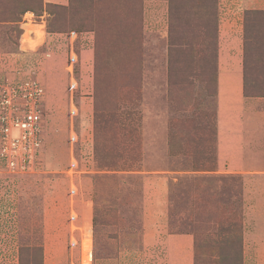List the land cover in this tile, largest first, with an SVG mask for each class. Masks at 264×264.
I'll use <instances>...</instances> for the list:
<instances>
[{
  "label": "rangeland",
  "instance_id": "1",
  "mask_svg": "<svg viewBox=\"0 0 264 264\" xmlns=\"http://www.w3.org/2000/svg\"><path fill=\"white\" fill-rule=\"evenodd\" d=\"M25 78L42 145L0 161V264L84 237L91 264H264V0H0V89Z\"/></svg>",
  "mask_w": 264,
  "mask_h": 264
},
{
  "label": "built area",
  "instance_id": "2",
  "mask_svg": "<svg viewBox=\"0 0 264 264\" xmlns=\"http://www.w3.org/2000/svg\"><path fill=\"white\" fill-rule=\"evenodd\" d=\"M70 60L74 66L76 58L72 57ZM75 88L76 85L72 82L70 89L73 91ZM41 96L42 90L38 82L30 78L14 82L11 87L0 89V161L6 159V166L11 170H27L30 165L28 159L40 153L42 113L38 108V100ZM71 112L75 114L74 109ZM75 139L72 135L70 141L74 142ZM71 166H74L72 162ZM74 192L75 188L72 187L70 194ZM76 218V214L70 215L71 221ZM72 228L81 229L80 227ZM89 228H86V234ZM80 231L83 232L85 229L82 228ZM72 239L70 246L75 248L78 241ZM90 260L92 263V248L90 249Z\"/></svg>",
  "mask_w": 264,
  "mask_h": 264
},
{
  "label": "crops",
  "instance_id": "3",
  "mask_svg": "<svg viewBox=\"0 0 264 264\" xmlns=\"http://www.w3.org/2000/svg\"><path fill=\"white\" fill-rule=\"evenodd\" d=\"M41 1L43 2V4H53V5H60V6H66L68 4V0H41ZM25 15H26L25 17H27V18H31V15L33 16V14L31 12H29V11L26 12ZM27 21L28 22L24 26L25 32H22V33L23 34L26 33L29 39L34 40L35 37H36L35 32H34V27H36V26H42V25H40V24L39 25H37V24L35 25L33 23V20L32 21L31 20H27ZM42 28H43V26H42ZM21 29H23L22 26H21ZM45 34H47V33H45ZM56 35H59V34H56ZM223 71H225L224 73L228 74V73H230L231 69L227 65V66H224L223 67ZM235 72L237 73L238 72V69ZM219 81H220V78H219ZM238 87H239V85H237L235 89L237 90ZM218 89L219 90L222 89V84L219 83Z\"/></svg>",
  "mask_w": 264,
  "mask_h": 264
},
{
  "label": "bare ground",
  "instance_id": "4",
  "mask_svg": "<svg viewBox=\"0 0 264 264\" xmlns=\"http://www.w3.org/2000/svg\"><path fill=\"white\" fill-rule=\"evenodd\" d=\"M89 206V212H90V204L88 205ZM89 225V224H88ZM87 225V227H88ZM90 231L88 230L87 231V237L90 236ZM83 250H82V264H91V260H90V249H91V240L89 238H84L83 239Z\"/></svg>",
  "mask_w": 264,
  "mask_h": 264
},
{
  "label": "trees",
  "instance_id": "5",
  "mask_svg": "<svg viewBox=\"0 0 264 264\" xmlns=\"http://www.w3.org/2000/svg\"><path fill=\"white\" fill-rule=\"evenodd\" d=\"M9 1H18V0H9ZM41 1V0H40ZM69 1V0H68ZM41 3H42V1H41ZM47 5H49V6H52V7H60V8H63L64 6H60V5H53V4H47ZM24 12H28V10H25ZM23 12V13H24ZM214 32H215V34L214 35H216V28L214 29ZM214 39H216V36H214V38H213V40ZM215 43H216V41H215ZM214 81H215V79H214ZM215 86H216V82H215ZM214 122H216L215 120H214ZM214 129H215V131L217 130V125H216V123H214Z\"/></svg>",
  "mask_w": 264,
  "mask_h": 264
}]
</instances>
